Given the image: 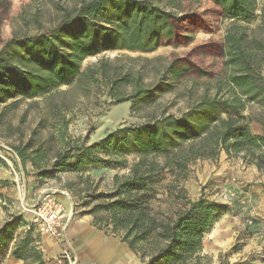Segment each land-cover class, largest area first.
I'll return each mask as SVG.
<instances>
[{
  "label": "trees",
  "instance_id": "trees-1",
  "mask_svg": "<svg viewBox=\"0 0 264 264\" xmlns=\"http://www.w3.org/2000/svg\"><path fill=\"white\" fill-rule=\"evenodd\" d=\"M211 1L232 20L224 35L222 76L215 95L201 99L180 116H153L88 145L81 139L65 141L50 164V173L79 172L93 164L124 166L125 155H136L127 172L115 174L109 190L96 195L99 201L88 213L95 228L125 243L142 264H213V256L203 249V238L225 206L203 195L188 196L181 182L189 165L216 159L223 151L264 174V0L261 5L259 0ZM174 19L149 0L82 2L55 27L12 37L4 44L0 102L18 95L49 94L74 81L86 90L105 86L112 100L130 101L135 110L153 96L138 71L110 64L103 56L83 68L82 62L110 49L152 52L175 39ZM254 20L253 27L246 25ZM169 69L175 75L189 70L185 65L178 70L173 64ZM251 122L261 125L259 134L251 131ZM18 153L23 163L29 160L35 165L40 157L38 151H33L35 157L23 150ZM165 173L171 177L167 183H163ZM12 227L9 222L0 227V249L12 240ZM33 230L28 228L14 242L11 255L25 263L31 251L33 264H45L33 245Z\"/></svg>",
  "mask_w": 264,
  "mask_h": 264
},
{
  "label": "rangeland",
  "instance_id": "rangeland-1",
  "mask_svg": "<svg viewBox=\"0 0 264 264\" xmlns=\"http://www.w3.org/2000/svg\"><path fill=\"white\" fill-rule=\"evenodd\" d=\"M85 1L89 0H0V49L12 37L55 27ZM149 1L174 15L175 39L164 41L152 52L106 50L86 58L81 65H93L103 56L110 64L138 71L144 87L153 93L138 108L132 110L130 101L115 102L105 86H88L86 90L74 81L49 94L34 98L18 95L0 102V227L8 222L13 225L12 240L0 249V264L24 263L15 259L11 250L28 229L33 209L47 194L64 205L68 227L61 241L31 232L35 250L45 264H66L63 250L70 251L78 264H94L90 261L101 256L116 257L115 252L121 256L125 244L95 228L88 211L99 201L96 195L107 192L112 177L125 174L136 155H125L124 166L93 164L79 172L50 173L55 155L62 151L65 141L81 139L88 145L117 128L138 125L153 116H180L201 99L215 95L222 76L224 35L232 20L225 18L211 0ZM262 2L259 0V5ZM256 23L254 20L246 25L253 27ZM172 64L178 70L184 65L189 70L172 74ZM262 72L264 75V64ZM250 129L259 134L261 125L251 122ZM18 150L29 157H35L33 151H38L40 157L35 158V165L29 160L23 163ZM163 177V183L171 179L168 173ZM181 184L191 199L203 195L225 206L203 238V249L213 256V264H264V174L221 151L216 159L189 165ZM52 246L56 247L54 253ZM28 255L24 264H33V252ZM130 264L142 263L133 253Z\"/></svg>",
  "mask_w": 264,
  "mask_h": 264
},
{
  "label": "built area",
  "instance_id": "built-area-1",
  "mask_svg": "<svg viewBox=\"0 0 264 264\" xmlns=\"http://www.w3.org/2000/svg\"><path fill=\"white\" fill-rule=\"evenodd\" d=\"M26 226L40 234L48 235L55 241L63 240L68 227L64 205L54 196L45 195L33 209ZM62 259L66 264H78L76 257L67 250L62 251Z\"/></svg>",
  "mask_w": 264,
  "mask_h": 264
},
{
  "label": "crops",
  "instance_id": "crops-1",
  "mask_svg": "<svg viewBox=\"0 0 264 264\" xmlns=\"http://www.w3.org/2000/svg\"><path fill=\"white\" fill-rule=\"evenodd\" d=\"M118 244H120V242ZM123 244H125V243H123ZM122 246L124 248V252L122 253L121 256L118 255V256L114 257L112 255V257L106 256L104 258H103V256H101V258H99V259H92V261H90V262H92L94 264H130L131 255H133V253H132V251H130L128 249V247L126 246V244L125 245H122ZM52 252L53 253L56 252V247L55 246H52Z\"/></svg>",
  "mask_w": 264,
  "mask_h": 264
},
{
  "label": "bare ground",
  "instance_id": "bare-ground-1",
  "mask_svg": "<svg viewBox=\"0 0 264 264\" xmlns=\"http://www.w3.org/2000/svg\"><path fill=\"white\" fill-rule=\"evenodd\" d=\"M119 253L115 252V256H117Z\"/></svg>",
  "mask_w": 264,
  "mask_h": 264
}]
</instances>
